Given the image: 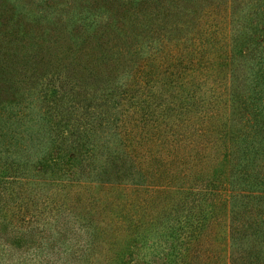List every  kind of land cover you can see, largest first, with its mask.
<instances>
[{
	"label": "trees",
	"instance_id": "obj_1",
	"mask_svg": "<svg viewBox=\"0 0 264 264\" xmlns=\"http://www.w3.org/2000/svg\"><path fill=\"white\" fill-rule=\"evenodd\" d=\"M0 264H264V0H0Z\"/></svg>",
	"mask_w": 264,
	"mask_h": 264
},
{
	"label": "rangeland",
	"instance_id": "obj_2",
	"mask_svg": "<svg viewBox=\"0 0 264 264\" xmlns=\"http://www.w3.org/2000/svg\"><path fill=\"white\" fill-rule=\"evenodd\" d=\"M225 71L226 70L222 68V65L220 64L218 65L217 63L215 64V70L213 69L211 71V73L213 74L212 77L215 79L212 82L214 83L215 86H217V90H219V92H222L224 90V85L226 88L227 79H226ZM183 94H184V91H183ZM185 115L188 116V113L182 115V117H184ZM167 117H168L167 121L169 123L171 121H174V119H176L175 115L171 114V112L168 113ZM127 123H128V126H130V124L133 123L132 119L128 118ZM186 125L187 123L185 122L181 123L180 126L176 124L177 132H181V131L185 132ZM168 126H169L168 123H165L164 121H162L161 130H162L163 136L162 138L159 139V141H157L153 145L154 148L151 151L156 155H161L163 157L164 164H165L163 166L165 167V169L171 170L169 171L171 172V174H168V175H167V171L165 170V172L162 173V177L160 179H162L166 175L167 177L163 178V180H169V176H170L171 182L178 184L179 182H183L184 180L183 178H181V177H184L183 172L182 171L180 172L179 169L184 168L186 166V163L188 165L189 161H191L190 159L191 157L187 156V154L190 152L188 146H186L188 139H186V137L183 136L180 140H177L173 131H171ZM143 144H146V142H144ZM138 151H141V150H138ZM201 168L202 166L200 167L194 166V171L196 172ZM207 171L211 173L213 176L217 177L219 174L221 175L224 174L226 169L224 167V163L219 161V162H216V164L212 162L209 163L207 166ZM98 189L99 187L93 188V190H86L85 193L94 194L93 191L96 190L97 193L102 194L100 191H98ZM132 194L133 196H135V192H132ZM125 241H126V237L123 239V243ZM128 241L129 240L127 239V242ZM222 241H224V244H225V240H220V242Z\"/></svg>",
	"mask_w": 264,
	"mask_h": 264
}]
</instances>
